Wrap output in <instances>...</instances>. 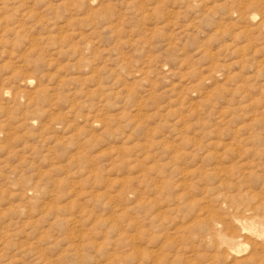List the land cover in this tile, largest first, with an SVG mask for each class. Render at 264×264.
Masks as SVG:
<instances>
[{"label":"rangeland","instance_id":"374dc122","mask_svg":"<svg viewBox=\"0 0 264 264\" xmlns=\"http://www.w3.org/2000/svg\"><path fill=\"white\" fill-rule=\"evenodd\" d=\"M259 257L264 0H0V264Z\"/></svg>","mask_w":264,"mask_h":264},{"label":"bare ground","instance_id":"6f19581e","mask_svg":"<svg viewBox=\"0 0 264 264\" xmlns=\"http://www.w3.org/2000/svg\"><path fill=\"white\" fill-rule=\"evenodd\" d=\"M239 198H240V197H239ZM250 210H251V209H250ZM250 210H247V211H250ZM250 217H251V215L249 216L248 219H251ZM262 243H263V242H262ZM226 250H227V249H226ZM230 255H231V254H230ZM258 256H259V255H258ZM259 258H261V259H260L261 262H260V263H255V262H254V264H264V260L262 261V257H259ZM249 259H250V258H249ZM249 259H248V260H249ZM263 259H264V258H263ZM248 260H247V261H248ZM252 260L254 261L253 258H252ZM252 260H250V261H252ZM239 261H240V260H239ZM240 262H241V261H240ZM240 262H239L238 264H240ZM248 262H249V261H248ZM243 263H246V262H243ZM243 263H241V264H243ZM246 264H247V263H246Z\"/></svg>","mask_w":264,"mask_h":264}]
</instances>
